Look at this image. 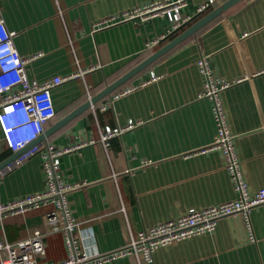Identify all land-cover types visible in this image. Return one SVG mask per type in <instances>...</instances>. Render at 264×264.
<instances>
[{"label":"crops","instance_id":"crops-1","mask_svg":"<svg viewBox=\"0 0 264 264\" xmlns=\"http://www.w3.org/2000/svg\"><path fill=\"white\" fill-rule=\"evenodd\" d=\"M149 1L0 0V15L15 34L17 52L26 60L36 56L25 63L28 78L41 83L84 72L51 89L55 117L44 132L166 43L146 48L169 29L163 17L98 25ZM206 1L187 0L181 12L192 14ZM225 1L215 0L211 10L183 30ZM202 56L212 74L230 84L220 99L241 176L251 193L264 188V0H239L39 139L71 149L60 158V174L66 184L77 185L67 200L88 256L126 246L145 227L236 198L221 151L208 148L216 126L211 101L200 97L204 79L197 61ZM152 75L157 79L151 81ZM144 82L149 83L114 99ZM106 128L121 134L102 141ZM11 155L0 134V164ZM44 188L42 160L35 155L0 179V203ZM51 209L44 205L3 219L0 240L16 243L39 230L45 255L38 263L63 261V235L45 223ZM230 218L220 219L212 233L158 248L151 264H264V207L250 213L253 240L243 222ZM108 264L145 263L124 257Z\"/></svg>","mask_w":264,"mask_h":264},{"label":"built area","instance_id":"built-area-1","mask_svg":"<svg viewBox=\"0 0 264 264\" xmlns=\"http://www.w3.org/2000/svg\"><path fill=\"white\" fill-rule=\"evenodd\" d=\"M214 2L215 0H207L197 5L192 14L184 15L181 11L187 6V0H152L135 6L120 16L108 18L98 25L135 19L146 22L157 17L166 18L170 23L167 32L146 44L147 49H153L211 10ZM14 35V32L6 28L0 15L1 141L12 153L24 150L0 170V179L36 155L42 160L45 188L39 193L0 203V224L7 217L51 205L52 209L45 214V223L50 226L52 232L63 235L66 257L59 262L38 263L37 259L45 255L42 241L44 234L34 230L32 236L23 241L8 243L0 240V264H108L124 257H132L137 263L151 264L153 254L158 248L201 234L212 233L220 219L233 216L241 217L245 230L250 238L254 239L250 213L256 207H264V188L251 193L247 182L241 176V161L236 154L234 136L230 132L220 99L221 92L230 84L216 78L212 74L207 56H202L197 61V67L204 79L200 97L211 101L216 126L214 141L208 148L221 151L224 168L233 180L236 198L145 227L137 232L136 236L130 237L126 246L104 255L88 256L77 235V221L67 200V194L77 185L66 184L60 174V158L71 149L59 148L47 141H39L45 126L55 117L51 89L66 80L81 76L84 72L64 78L56 76L41 83L28 78L25 63L36 56L33 55L28 60L22 58L13 44ZM156 79L157 76H151V81ZM147 83L149 82L123 89L114 96V99L130 94ZM130 126L131 124L128 127ZM120 134L121 131L117 129L106 128L101 140L106 141Z\"/></svg>","mask_w":264,"mask_h":264},{"label":"water","instance_id":"water-1","mask_svg":"<svg viewBox=\"0 0 264 264\" xmlns=\"http://www.w3.org/2000/svg\"><path fill=\"white\" fill-rule=\"evenodd\" d=\"M239 0H227L223 4H221L219 7L215 8L214 10L210 11L208 14L194 22L192 25H190L188 28L183 30L181 33L176 35L174 38L166 42L164 45L159 47L157 50L152 52L149 56H147L145 59H143L140 63H138L135 67L130 69L128 72H126L123 76L115 80L113 83L105 86L101 91H99L95 96L90 98L83 106H81L77 111L72 112L70 115L64 117L59 122H57L55 125H53L51 128H49L46 132H44V136H48L51 132L55 131L60 126L64 125L71 119H73L76 114L82 110L85 107H89L90 105H93L103 98L110 95L112 92H114L116 89L121 87L125 82H127L131 77L136 75L138 72L143 70L144 68L148 67L150 64L155 62L158 58H160L162 55L173 49L175 46L183 42L188 37L194 35L201 27H203L205 24L213 20L215 17L220 15L222 12H224L226 9L231 7L233 4L238 2ZM42 135V136H43ZM41 136V137H42ZM43 136V137H44ZM41 137L39 139H41ZM42 137V138H43ZM28 148V147H27ZM24 150L12 153L11 156H9L4 162L0 164V170L9 162L17 158ZM232 222L235 223H241V217L235 216L234 218H230Z\"/></svg>","mask_w":264,"mask_h":264},{"label":"trees","instance_id":"trees-1","mask_svg":"<svg viewBox=\"0 0 264 264\" xmlns=\"http://www.w3.org/2000/svg\"><path fill=\"white\" fill-rule=\"evenodd\" d=\"M183 29H181V31H182ZM180 31V32H181ZM178 33H176V34H174V35H172V36H170L168 39H167V41L166 42H168L169 40H171L172 38H174L176 35H177ZM161 45V44H160ZM159 46V45H158ZM157 48V47H156Z\"/></svg>","mask_w":264,"mask_h":264}]
</instances>
